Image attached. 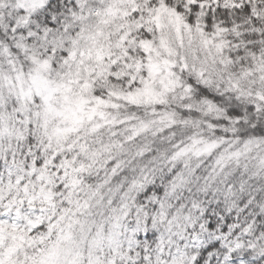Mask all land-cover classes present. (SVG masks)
I'll use <instances>...</instances> for the list:
<instances>
[{"label":"snow or ice","instance_id":"snow-or-ice-1","mask_svg":"<svg viewBox=\"0 0 264 264\" xmlns=\"http://www.w3.org/2000/svg\"><path fill=\"white\" fill-rule=\"evenodd\" d=\"M0 264H264V0H0Z\"/></svg>","mask_w":264,"mask_h":264}]
</instances>
